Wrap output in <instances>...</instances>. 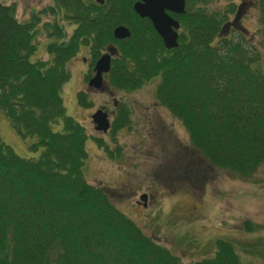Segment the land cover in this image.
Returning <instances> with one entry per match:
<instances>
[{"label":"trees","instance_id":"trees-1","mask_svg":"<svg viewBox=\"0 0 264 264\" xmlns=\"http://www.w3.org/2000/svg\"><path fill=\"white\" fill-rule=\"evenodd\" d=\"M208 1L186 0L185 13L176 15L178 45L167 49L135 13L134 0H53L45 12L57 9L74 26L68 35L57 21L45 27L52 37L47 60H31L39 15L20 21L14 6L0 1V111L23 139L35 138L28 149L40 151L25 158L0 138V264H244L225 238L215 239L212 256L182 261L119 210L104 187L88 182V134L62 98L71 58L86 48L93 63L113 46L109 87L130 92L154 80L155 100L182 123L192 150L210 166L251 177L264 163V63L246 27L230 22L235 0L218 11L207 9ZM256 3L264 36V0ZM117 25L130 35L115 38ZM77 101L88 107L87 93L78 91ZM58 120L62 127L54 129ZM129 122L121 104L111 129Z\"/></svg>","mask_w":264,"mask_h":264},{"label":"rangeland","instance_id":"rangeland-1","mask_svg":"<svg viewBox=\"0 0 264 264\" xmlns=\"http://www.w3.org/2000/svg\"><path fill=\"white\" fill-rule=\"evenodd\" d=\"M0 1L13 5L20 21L39 15L36 50L31 60L51 57L47 43L52 37H48L45 29L49 23L57 21L65 27L67 35L74 26L61 11L45 12L53 0ZM249 1L255 4L242 17V24L264 63V36L258 32L259 5L256 0ZM228 2L209 0L206 8L222 10ZM82 57L89 58L86 48L80 49L67 64L70 79L63 85L62 98L67 114L82 123L88 134L84 164L87 181L104 187L119 210L184 262L212 256L215 239L225 238L233 241L244 264H264V163L248 178L210 166L190 147L182 123L155 100L154 80L127 92L109 87L107 72L103 75V86L112 93H102L107 89H91L85 83ZM78 91L87 93L88 107L78 104ZM114 99L118 102L117 110L121 104L127 107L130 122L115 132L111 128L107 133L96 130L91 113L100 105L98 109L104 113V107L114 109ZM53 127L61 129L62 122L58 120ZM0 138L22 157L36 158L40 154L27 147L35 138L23 139L8 124L3 111H0ZM141 194L147 195L146 206L138 204ZM245 221L257 228L246 230Z\"/></svg>","mask_w":264,"mask_h":264},{"label":"water","instance_id":"water-1","mask_svg":"<svg viewBox=\"0 0 264 264\" xmlns=\"http://www.w3.org/2000/svg\"><path fill=\"white\" fill-rule=\"evenodd\" d=\"M102 3L104 0H96ZM134 11L141 17H147L151 20L155 30L162 37L164 46L171 49L178 45L179 22L166 13V9L176 13L185 12V0H137L133 4ZM130 35V30L124 25H118L113 29V36L117 39H123ZM116 54V48L109 46L107 51L102 54L94 66V75L88 81V87L102 89L104 88L103 74L109 72L111 67V55ZM94 128L106 132L110 128V121L106 113L101 109L91 114ZM139 202L145 204L146 194H141Z\"/></svg>","mask_w":264,"mask_h":264},{"label":"flooded vegetation","instance_id":"flooded-vegetation-1","mask_svg":"<svg viewBox=\"0 0 264 264\" xmlns=\"http://www.w3.org/2000/svg\"><path fill=\"white\" fill-rule=\"evenodd\" d=\"M96 3H98V4H100V5H102V4H104V2H105V0L102 2V3H99V2H97L96 0H94ZM135 1H137V0H134V2ZM134 2H133V4H134ZM237 4V11H236V13H235V15L233 16V18H232V20L230 21L234 26H240V25H243L242 24V21H243V16L245 17L246 15H247V11H249L250 10V8L249 7H251V6H253V4H255V2L253 3L252 1H249V0H239V3H236ZM51 6V5H50ZM185 9H186V0H185ZM46 10H48V8L46 9ZM134 10V9H133ZM57 11H59V10H57V9H55V12H57ZM166 11V13L167 14H169V16H171L173 19H175V20H177L178 22H179V27H180V20L178 19V17L176 16V15H179V14H183V13H185V12H183V13H176V12H174V11H172V10H169V9H166L165 10ZM136 13V12H135ZM137 14V13H136ZM138 15V17L139 18H141V19H146L147 21H149V23L152 25V27H153V29L155 30V28H154V26H153V24H152V22H151V20L149 19V18H147V17H141L139 14H137ZM70 23H71V21H70ZM118 26V25H117ZM244 26V25H243ZM178 30H179V28L177 29V32H178ZM156 31V30H155ZM156 33L158 34V32L156 31ZM158 36L161 38V41H162V43H163V40H162V37L158 34ZM179 36V35H178ZM163 45H164V43H163ZM108 48V47H107ZM107 48L105 49V51H103L102 53H101V55L102 54H104L106 51H107ZM117 54V53H116ZM116 54H113V55H111V60H112V58L116 55ZM100 55V56H101ZM99 56V57H100ZM98 57V58H99ZM97 58V59H98ZM97 59L92 63V61L90 60V58H86V57H82V61H83V63H84V65H85V70H84V80H85V83H87V86H88V81H89V79H90V77L92 76V75H94V66H95V63H96V61H97ZM90 73V76L89 77H86L88 74ZM104 75V74H103ZM105 80V79H104ZM107 81V80H106ZM107 84V83H106ZM89 88H91V87H89ZM92 89V88H91ZM107 89V87L106 88H102V89H100V90H106ZM94 91V90H93ZM100 92H104V93H112V91L110 90V89H107V91H100ZM113 102V105H114V109H112V110H109V109H105L106 107H104V111L106 112V114H107V117H108V120L110 121V128H111V125H112V121L115 119V117H116V115H117V113H118V110H117V105H118V102L114 99V101H112ZM101 107V105L98 107V108H100ZM115 107H116V109H115ZM97 108V109H98ZM96 109V110H97ZM94 112H95V110H94ZM93 113V112H92ZM91 113V114H92ZM108 129L106 132H104V133H107L108 131H110L111 129ZM139 205H143L142 203H138ZM143 206H146V204H144Z\"/></svg>","mask_w":264,"mask_h":264}]
</instances>
